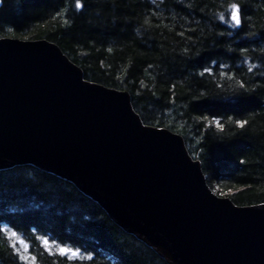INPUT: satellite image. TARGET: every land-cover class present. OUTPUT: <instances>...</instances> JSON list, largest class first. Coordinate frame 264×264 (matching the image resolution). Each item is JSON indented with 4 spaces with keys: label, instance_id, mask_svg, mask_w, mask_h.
<instances>
[{
    "label": "trees",
    "instance_id": "1",
    "mask_svg": "<svg viewBox=\"0 0 264 264\" xmlns=\"http://www.w3.org/2000/svg\"><path fill=\"white\" fill-rule=\"evenodd\" d=\"M81 2L85 7L77 11L75 0H0V38L55 44L85 80L128 92L144 125L180 135L213 193L222 192L236 206L263 204L264 41L250 42L256 38L216 19L224 11L220 5L230 0ZM237 2L248 13L245 31L264 30V0ZM242 48L247 49L243 54ZM220 64L228 65L224 71L233 74L232 80L220 79ZM205 67L213 74L201 77ZM237 80L254 91L239 89ZM204 116L218 117L223 130L206 127ZM238 119L248 121L243 129L236 127ZM0 194H6L0 215L29 243L35 264H68L41 246L37 236L45 233L95 249L91 264H166L53 175L31 166L0 171ZM9 243L0 233V264H21Z\"/></svg>",
    "mask_w": 264,
    "mask_h": 264
},
{
    "label": "water",
    "instance_id": "2",
    "mask_svg": "<svg viewBox=\"0 0 264 264\" xmlns=\"http://www.w3.org/2000/svg\"><path fill=\"white\" fill-rule=\"evenodd\" d=\"M145 126L55 44L0 38V171L72 184L166 264H264V203L216 195L180 135Z\"/></svg>",
    "mask_w": 264,
    "mask_h": 264
},
{
    "label": "snow or ice",
    "instance_id": "3",
    "mask_svg": "<svg viewBox=\"0 0 264 264\" xmlns=\"http://www.w3.org/2000/svg\"><path fill=\"white\" fill-rule=\"evenodd\" d=\"M220 6L224 8V11L218 13L216 19L219 20L221 24L226 25L229 29L238 30V32L244 31L246 37L256 38V40H250V42L264 41V30H262L260 33L245 31V23L246 18L248 17V13L245 11V6L243 4L237 2V0H230V2L227 3L226 7L223 4H221ZM84 7L85 5L81 2V0H75V9L77 11L82 10ZM59 15L60 13L58 12L57 16ZM64 23L67 24L68 21L65 20ZM7 31L11 32L12 29L9 28L7 29ZM179 35L183 36V33L181 32L179 33ZM218 35L224 36V33L221 32L218 33ZM228 35L231 36L232 31H229ZM108 51L111 52L112 49L109 48ZM229 51H231V49H229ZM246 51L247 49L242 48L241 54ZM185 52H187V49H185ZM261 52L264 53V47L261 48ZM243 63L247 64V59H245ZM149 67H151V65H149ZM227 67L228 65L226 64L219 65V68L221 69L219 71V77L220 79L232 80L234 78L233 74L226 73L224 71V69H226ZM255 67V65L248 67V72L252 73ZM205 74L212 75V68L205 67L203 71L199 73L201 77H203ZM261 75H264V73H262ZM236 84L239 89H243L245 92L254 91V89L250 90L245 88V84L239 80L236 81ZM219 86L220 85H217V87ZM202 119L208 121L206 127L215 125L218 131L223 130V125L221 124V120L218 117L213 116L211 120H209L207 116H204L202 117ZM228 119L231 121L232 117H229ZM247 123V120H235V125L239 129H243ZM241 163H244V161H241ZM68 195H71V193L69 192ZM221 195H223V193H221ZM5 198L6 194H0V200H3ZM57 211L65 212V210L63 209H57ZM66 214L75 215L73 210H67ZM32 231L37 232L38 229L33 227ZM0 233H3L4 238L10 242L9 247L12 249L13 254L18 257L21 264H35L36 256L31 255V253L29 252V243L25 239H23L21 235H19L17 230H14V226H9V224L3 219L2 215H0ZM37 239L40 240L41 246L46 252H48L49 256L61 258L67 261L68 264H91V262L96 258L95 249H89L83 245H74L70 242H64L56 238L55 236L50 237L47 233L37 236ZM53 264H55V261L53 262Z\"/></svg>",
    "mask_w": 264,
    "mask_h": 264
},
{
    "label": "rangeland",
    "instance_id": "4",
    "mask_svg": "<svg viewBox=\"0 0 264 264\" xmlns=\"http://www.w3.org/2000/svg\"><path fill=\"white\" fill-rule=\"evenodd\" d=\"M221 193H222V192H219L217 195H218V196H221V197H225V195H224V194L221 195Z\"/></svg>",
    "mask_w": 264,
    "mask_h": 264
}]
</instances>
